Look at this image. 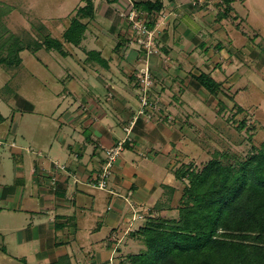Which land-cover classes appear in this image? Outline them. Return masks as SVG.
<instances>
[{
	"label": "crops",
	"instance_id": "1",
	"mask_svg": "<svg viewBox=\"0 0 264 264\" xmlns=\"http://www.w3.org/2000/svg\"><path fill=\"white\" fill-rule=\"evenodd\" d=\"M160 1L162 9L148 14L157 54L148 57L131 43L128 0H92L94 16L82 20L87 25L82 41L95 47L94 29L113 40L109 59L101 43L85 51L98 52L107 65L89 57L87 69L70 64L68 84L54 92L56 107L47 113L16 90L17 103L7 108L12 114L0 112V264H118L119 248L134 254L141 245L131 237L145 221L140 217L165 202L170 188L173 207L185 185L174 170L191 146L189 121H202L199 114L209 108L211 93L196 77L220 80V52L226 49L220 38L230 36L235 46L250 30L262 37L254 21L264 11L258 1L260 13L251 0H234L230 27L229 18L218 19L217 2L204 0L206 5L194 8L192 0ZM77 2L83 6L84 0ZM92 19L97 26L89 29ZM233 31L241 36L238 43ZM145 66L153 79L152 100L140 114L137 75ZM77 71L88 80L79 83ZM43 115L54 122L40 121ZM119 141H125L123 149L100 188L105 149Z\"/></svg>",
	"mask_w": 264,
	"mask_h": 264
},
{
	"label": "rangeland",
	"instance_id": "2",
	"mask_svg": "<svg viewBox=\"0 0 264 264\" xmlns=\"http://www.w3.org/2000/svg\"><path fill=\"white\" fill-rule=\"evenodd\" d=\"M256 1L264 11V0H251L256 6L257 12L260 13ZM216 2L217 10L224 13L223 3L218 4L220 0H211L210 3ZM240 4L242 3L239 1L233 3L235 9L238 10L239 8L238 12L244 15ZM79 5L81 4L77 0H0V13L2 14L5 11L0 21L9 32L16 36H23L28 33L31 38H35L33 40H42L43 35L49 32L53 37L62 39V33L65 27L69 25L71 17L76 14ZM82 5H84V2H82ZM231 16L218 17V19H222L223 22V20L229 18L227 21L229 26L232 27L230 18H234V16ZM95 21V19L87 21L89 29L97 26ZM206 22L208 23V21ZM254 22L262 37L256 33V29L250 30L252 32L243 33L247 35V39L241 38L242 43L235 45L236 47L233 45L230 36L220 38L223 41L222 46L226 48L223 52H220L219 58L221 61L220 70L223 69L219 75L221 79L217 80L220 81V86L217 93L213 94L214 96L209 94L206 97L209 108H205L203 115L199 114L203 120L198 119V122L188 120L191 146L185 150V157L180 160L181 163L175 166V169L186 165L191 170L200 171L213 158L222 161L225 165H234L238 169L240 168L238 161L245 162L261 147L264 141V13L262 18H258ZM243 29L245 28L243 27ZM94 30L97 31L95 33H98V41H94L95 44H103L102 56L109 59L113 54L111 45L114 41L107 38L99 30ZM236 32L233 31L234 34ZM236 36V42L238 43L241 36L238 33H236ZM84 42L86 43V40L82 41L79 46L66 44L64 50L67 51V54L69 53L66 57L55 50L46 51L43 47L37 51L25 49L20 52L21 64L19 66L13 68L0 66V93H3L4 96L0 98V112L4 115H6V111L8 115L9 112L12 114V111L7 108L17 103V96L14 95L15 90L19 95L36 105V108H38L36 111L38 112L42 110V112L47 113L52 107H56L54 103L57 96L54 95V92L67 86L69 81V78H67L68 67L71 71L73 70L70 64L74 62L79 67L84 65V68H88V65L85 66L88 57L85 52L86 47L96 48V45L93 47L88 42L86 44ZM157 50L159 52V48ZM230 50L235 52V57L229 56L227 58V53ZM139 52H143V50ZM215 53L217 52L215 51ZM228 60H231L229 65ZM105 63H107L106 60ZM208 63L212 64L211 61H208ZM143 67L138 69V73L143 71ZM70 73L72 74V72ZM75 76H79L77 80L79 83L88 80L84 79L81 72L78 71ZM10 78L12 81L9 82ZM6 82L9 83L8 88H4ZM150 89L151 87L147 89L148 102L144 106V110L147 111L151 107L148 104L149 100H152L149 94ZM139 93V96L143 95L140 84ZM138 102L137 110L142 105L141 100ZM201 102L203 103L202 100ZM199 112H202V109ZM189 115L193 120L195 119L193 117L194 113L189 112ZM35 119H38V116ZM39 119L40 121L46 119L50 123L54 122L50 116L43 115ZM38 124L41 123L38 122ZM187 183V179L186 181L183 180V184ZM178 186H181V182L178 183ZM180 196L181 192H178L175 197L176 200L172 202L173 207L180 203H178ZM168 211L162 216L165 219L177 215L175 209ZM153 215L154 217L159 216L155 211H150L145 212L140 218L146 220ZM145 249L146 246L141 242L134 254L143 252ZM131 254L133 253L126 252L125 248H119L116 256L118 264H133L128 256Z\"/></svg>",
	"mask_w": 264,
	"mask_h": 264
},
{
	"label": "trees",
	"instance_id": "3",
	"mask_svg": "<svg viewBox=\"0 0 264 264\" xmlns=\"http://www.w3.org/2000/svg\"><path fill=\"white\" fill-rule=\"evenodd\" d=\"M132 1L147 15L163 7L160 0ZM233 1L220 0L218 4L223 3L224 13L219 10L217 17H230ZM206 4L199 0L190 2L194 8ZM3 14L5 11L0 13V18ZM93 16L92 0H84L62 33V40L49 32L37 41L28 33L16 36L0 21V66H19L20 52L25 49L37 51L43 47L65 56L64 43L79 46L87 26L82 20ZM151 21L149 27H153ZM86 54L95 62L107 65L98 52L92 50ZM196 81L214 95L220 86V82L204 73ZM238 164L240 168L236 169L213 158L200 171L186 165L175 169L178 179L188 180L178 200L180 203L170 205L174 190L170 188L166 201L158 202L151 210L159 216L148 217L143 226L131 233L133 239L146 246L143 252L128 255L131 263L264 264V141L255 154ZM171 209L177 211L176 216L162 217Z\"/></svg>",
	"mask_w": 264,
	"mask_h": 264
},
{
	"label": "built area",
	"instance_id": "4",
	"mask_svg": "<svg viewBox=\"0 0 264 264\" xmlns=\"http://www.w3.org/2000/svg\"><path fill=\"white\" fill-rule=\"evenodd\" d=\"M129 5L127 12L125 13V17L129 23L132 39L131 43L135 44L143 50L146 56L155 55L158 53V39L156 35V28L149 27V17L146 12L137 9L133 5L132 0H128ZM140 88L143 91V95L140 96L141 100V109L139 113H144V106L147 105V89L152 86V76L148 66H145L141 73L137 75ZM128 130V129H126ZM125 141H119L112 147L105 149L106 154V162L103 167L102 175L97 183V186L100 188L106 187V180L109 176L110 170L112 168L113 163L116 161L120 152L123 149Z\"/></svg>",
	"mask_w": 264,
	"mask_h": 264
}]
</instances>
